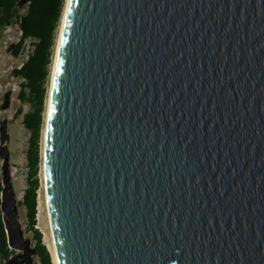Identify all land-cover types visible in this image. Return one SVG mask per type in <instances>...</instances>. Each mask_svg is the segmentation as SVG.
<instances>
[{"label":"water","instance_id":"obj_1","mask_svg":"<svg viewBox=\"0 0 264 264\" xmlns=\"http://www.w3.org/2000/svg\"><path fill=\"white\" fill-rule=\"evenodd\" d=\"M65 6L42 150L58 264H264V0Z\"/></svg>","mask_w":264,"mask_h":264},{"label":"trees","instance_id":"obj_2","mask_svg":"<svg viewBox=\"0 0 264 264\" xmlns=\"http://www.w3.org/2000/svg\"><path fill=\"white\" fill-rule=\"evenodd\" d=\"M23 0H0V27L18 25L22 35L14 44L11 53L18 57L27 40H30L29 57L18 67L13 75L20 80L17 98L29 109L24 112L20 106L15 118L23 115V124L30 133L27 151V186L19 206L26 209L28 229L33 232L35 247L17 250L9 245V238L0 209V263L16 255L14 261L20 262L28 253H34L40 264H54L47 245L43 243V233L36 227L38 213V190L41 182L39 170L42 162L41 137L45 123L46 101L49 93V77L53 63L57 32L67 0H28L24 11L19 8ZM3 177L0 175V203L3 190Z\"/></svg>","mask_w":264,"mask_h":264},{"label":"rangeland","instance_id":"obj_3","mask_svg":"<svg viewBox=\"0 0 264 264\" xmlns=\"http://www.w3.org/2000/svg\"><path fill=\"white\" fill-rule=\"evenodd\" d=\"M67 2V1H66ZM27 3L21 2L19 8L24 11ZM63 17V16H62ZM62 22V21H61ZM60 28L57 32V42L60 34ZM19 36V28L17 25L11 27H0V73L2 75V83L4 89L0 94V144L3 152L9 154V171L13 188L18 196V200L23 198L24 189L27 186L28 164H27V151L29 147L30 133L23 124V115L15 118L17 109L22 106L24 112L29 109L28 104H23L17 98L19 92L20 80L13 75L15 67H18L24 61L23 57L17 61L14 60L11 50ZM57 42L55 45L54 57L56 54ZM53 57V63H54ZM53 63L51 65V72L49 77V90L51 86V77L53 70ZM10 94L8 106L6 107V95ZM48 101V97H47ZM46 101V108H47ZM47 110V109H46ZM46 118V111H45ZM45 124V123H44ZM45 125L43 126L44 130ZM43 130L41 137V152L43 150ZM4 158L0 155V175L3 177ZM40 188L38 190V213L36 227L43 233V243L48 249H51V232L48 219V212L45 203L44 186H43V173L42 162L39 170ZM39 207L41 209H39ZM20 221L24 230V238L28 239L25 243V248L32 249L35 247V239L33 232L28 229V220L26 217V209L19 206ZM50 247V248H49ZM51 252V251H50ZM23 253V250H17V254ZM16 254V255H17ZM52 254V252H51ZM22 260H27L28 264H40L39 260L34 257V253H28ZM19 262L12 261L9 264H17ZM25 263V262H24ZM2 264V263H0Z\"/></svg>","mask_w":264,"mask_h":264},{"label":"built area","instance_id":"obj_4","mask_svg":"<svg viewBox=\"0 0 264 264\" xmlns=\"http://www.w3.org/2000/svg\"><path fill=\"white\" fill-rule=\"evenodd\" d=\"M18 26V25H17ZM8 27H11V26H8ZM18 28H19V26H18ZM21 35H22V31L19 29V36L17 37V39H16V41H15V44L16 43H18L19 42V40H20V37H21ZM30 48H31V46H30V40H27L26 42H25V44H24V47L22 48V50H21V53H20V55L18 56V57H15V56H13V58H14V60H18L20 57L22 58L23 57V59H24V61L29 57V52H30ZM23 61V62H24ZM22 62V63H23ZM2 75H1V73H0V94L2 93V91H3V89H4V86H3V83H2ZM19 88H20V86H19Z\"/></svg>","mask_w":264,"mask_h":264},{"label":"bare ground","instance_id":"obj_5","mask_svg":"<svg viewBox=\"0 0 264 264\" xmlns=\"http://www.w3.org/2000/svg\"><path fill=\"white\" fill-rule=\"evenodd\" d=\"M66 7V6H65ZM64 12H65V9H64ZM64 14V13H63ZM64 16V15H63ZM62 19H63V17H62ZM62 23V22H61ZM61 30V29H60ZM59 36H60V34H59ZM58 40H59V37H58ZM57 46H58V42H57ZM56 50H57V48H56ZM56 55V54H55ZM54 61H55V57H54ZM53 67H54V63H53ZM52 72H53V70H52ZM47 105H48V101H47ZM47 109V108H46ZM47 111V110H46ZM44 133H45V127H44V130H43V146H44ZM42 173H43V186L45 185V182H44V163H43V161H42ZM44 196H45V188H44ZM45 200V203H46V198L44 199ZM46 208H47V205H46ZM39 209H41L40 207H39ZM50 248V247H49ZM50 251L52 252V257H53V263L54 264H58V261H57V257H56V253H55V249H54V244H53V241H52V243H51V249H50Z\"/></svg>","mask_w":264,"mask_h":264}]
</instances>
